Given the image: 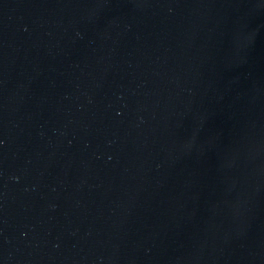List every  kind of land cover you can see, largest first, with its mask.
I'll return each mask as SVG.
<instances>
[{
	"label": "water",
	"instance_id": "1",
	"mask_svg": "<svg viewBox=\"0 0 264 264\" xmlns=\"http://www.w3.org/2000/svg\"><path fill=\"white\" fill-rule=\"evenodd\" d=\"M0 264H264V0H0Z\"/></svg>",
	"mask_w": 264,
	"mask_h": 264
}]
</instances>
